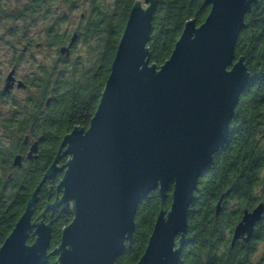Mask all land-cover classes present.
Returning <instances> with one entry per match:
<instances>
[{
	"label": "water",
	"instance_id": "95a60500",
	"mask_svg": "<svg viewBox=\"0 0 264 264\" xmlns=\"http://www.w3.org/2000/svg\"><path fill=\"white\" fill-rule=\"evenodd\" d=\"M257 3L204 0L210 7L205 21L186 22L161 66L151 63L148 47L159 1L134 3L95 115L88 128L76 126L63 138L0 248V264H47L52 256L57 264H116L132 244L139 206L156 190L160 213L136 264H179L199 180L228 143L236 108L252 79L245 58L236 56V46L245 17ZM76 40L74 35L61 53L69 55ZM13 74L5 92L13 88ZM37 151L35 143L28 158ZM62 158L68 159L60 166ZM22 165L23 156L18 155L14 166ZM61 173L57 189L62 195L47 204L43 216L62 208L70 211L72 221L51 250L53 223L34 221V208L42 186ZM171 186L172 202L165 209ZM223 199L217 203V216ZM263 214L264 203L244 211L232 246L253 238Z\"/></svg>",
	"mask_w": 264,
	"mask_h": 264
},
{
	"label": "trees",
	"instance_id": "16d2710c",
	"mask_svg": "<svg viewBox=\"0 0 264 264\" xmlns=\"http://www.w3.org/2000/svg\"><path fill=\"white\" fill-rule=\"evenodd\" d=\"M136 1L30 0L5 14L4 18L10 22L22 23L24 33L42 22H49L42 43L60 49L71 37L62 25L69 21L70 15L85 7L75 29L78 40L73 53L77 43H81L89 59L84 62L79 57L67 63L55 59L51 65L40 67L38 76L34 74L35 83L31 85L29 96L22 101L15 98L4 101L7 110L0 119V126L5 130L0 137V248L53 163L63 138L76 126L88 128ZM158 1L148 47L151 63L161 66L170 58L186 22L195 19L197 25H201L210 7L204 5V0ZM245 22L236 56L245 58L252 79L236 108L228 143L214 156L211 168L199 180L189 211V245L179 264H254L255 243L235 246L231 243L234 228L244 211L264 200L255 190L264 183V178L259 179L260 170L264 168V0H258L247 13ZM28 42L25 36L7 40L14 55ZM49 95H53V100L45 108ZM33 141L39 143L37 160L27 158ZM18 155L24 157L22 167L14 166ZM61 177L48 181L40 189L34 219L42 218L47 202L55 201L60 195L57 185ZM172 191L173 186L165 209L170 208ZM222 196L223 210L217 216L216 206ZM160 209L156 190L139 206L132 244L127 245L116 264H136L141 259ZM54 215L53 218L47 216V221H53L51 250L60 244L62 230L72 221L69 210L58 209ZM33 241L30 238L28 243ZM56 260L57 257L52 256L47 264H57Z\"/></svg>",
	"mask_w": 264,
	"mask_h": 264
},
{
	"label": "flooded vegetation",
	"instance_id": "af4514ba",
	"mask_svg": "<svg viewBox=\"0 0 264 264\" xmlns=\"http://www.w3.org/2000/svg\"><path fill=\"white\" fill-rule=\"evenodd\" d=\"M30 0H27V2L26 3H28ZM26 3H24V4H26ZM23 5V4H22ZM4 16H5V12H4V10H3V8H2V0H0V86H1V88H0V119H2L3 118V114H4V112H2V110H4L5 109V106H4V101L6 100V98H7V100H8V98L11 96V95H13V94H15L14 92L15 91H19V92H21V93H28L29 91L32 93V88H31V85H33L35 82L33 81L34 80V78L36 77V76H38V73H39V68L40 67H42V66H46V65H51L52 64V62H53V60H55L56 59V61L57 60H59V59H61L64 63H67L68 62V60H71V57L73 56V51H74V46H75V44H76V42H77V40H78V33H77V31H75V29H76V27H77V24H76V27H75V29L73 30V34H72V36L70 37V40L68 41V45L67 46H65V45H63V46H61L60 47V49H59V56L58 57H52V54H51V49L53 48V47H49V46H47L46 44H44V43H39V42H37V38H39L40 37V35H34L33 33L31 34V32L29 31V32H27V33H24V31H19V29H16V31H10L9 32V34H8V36H9V39H12V38H15V39H19V38H21L22 36H25L28 40H29V42H28V44L27 45H24V46H21V49L19 48V51L17 52V54L16 55H14V51L13 50H11L10 48V50L12 51V56H11V58L9 59V64H8V66H10L11 67V70L9 71V73L7 74V76H6V78H4V73H3V66H4V55H3V49H4V39H5V33L2 31V25H3V20L5 19L4 18ZM81 18H83V14L81 15ZM14 33L16 34L15 36H14ZM12 34H13V36H12ZM45 35V37H44V39L46 38V33H44ZM74 35H77V40H76V42L73 44V46L71 47V49H70V54L69 55H66V54H62L61 53V49L63 48V47H68L69 46V44H70V42H71V39H72V37L74 36ZM42 49H44L45 50V54H44V63L43 64H41V63H37V61H38V59H37V54H35L34 53V51H37V52H39V51H41ZM21 52V53H20ZM25 61H31L30 63H32V64H34L36 67H37V69H36V71H33L32 73H30V74H26V75H21L20 74V70H21V67H22V65L25 63ZM14 72V74H13V77H14V85H13V88L9 91V92H5V85H6V81H7V78H8V76H9V74L11 73V72ZM34 74H36V76L34 75ZM20 82H22L23 84H24V87H21V88H19V84H20ZM30 95V94H29ZM28 95V96H29ZM7 96V97H6ZM26 97V96H25ZM24 97V98H25ZM23 98V99H24ZM51 100H53V95H49V97H48V100H47V103H46V105H45V108H48L49 107V105H50V102H51ZM5 133V130L0 126V134H1V136L3 135ZM1 142V141H0ZM35 143H38V141H33L32 142V144H31V146L33 145V144H35ZM38 146H39V143H38ZM31 148V147H30ZM38 149H39V147H38ZM30 151V150H29ZM39 151V150H38ZM38 151H37V153L36 154H34V158H32V159H29L28 158V153H27V158L29 159V160H37L38 159ZM64 159H66V162H67V159L68 158H62L61 160H60V162H59V165L60 166H62V165H64L66 162H62ZM23 161H24V157H23ZM59 175H61L62 177H63V173H61V174H58L57 175V177L56 178H58V176ZM61 177V178H62ZM55 178V179H56ZM61 178L59 179V180H61ZM260 178H264V168H262L261 170H260V174H259V179ZM55 179H53V180H48V181H54ZM47 181V182H48ZM46 182V183H47ZM45 183V184H46ZM44 184V185H45ZM43 185V186H44ZM42 186V187H43ZM198 187H199V184H198ZM198 187H197V189H198ZM58 190V189H57ZM255 190H256V192L258 193V196H259V198H262V199H264V183L261 185V184H259V185H257L256 186V188H255ZM59 192V191H58ZM60 193V195L59 196H61L62 194H61V192H59ZM196 193H197V191L195 192V196H196ZM58 196V197H59ZM49 203H54V201L53 202H47V204H49ZM261 203H264V200H260V201H258V203L256 204V206L254 207V208H252L251 210H248L249 212H251L253 209H255L259 204H261ZM38 204V203H37ZM47 206V205H46ZM36 207V206H35ZM45 209H46V207H45ZM44 209V210H45ZM58 209H61L62 210V208H57V209H55V210H50V211H48L47 213H46V215L45 216H43V213H42V218H37V219H34V217H33V220L35 221V220H45V222L46 223H49V222H52L53 223V221H47V219H48V215L51 217V218H53L55 215L54 214H56V212H57V210ZM44 210H43V212H44ZM63 211V210H62ZM68 211V210H67ZM63 212H65V211H63ZM34 214H35V208H34ZM243 216V215H242ZM241 219H242V217H241ZM241 219H240V221H241ZM239 221V222H240ZM53 226V225H52ZM261 228L263 229L264 228V214H263V218H262V220L256 225V227H255V231H254V236H253V238L250 240V241H248V242H246V241H244L243 240V238L242 239H240V240H238V242L237 243H239V244H254L255 243V247H257V245L258 244H260V243H264V231H261ZM262 232V233H261ZM232 236H233V234H232ZM236 243V244H237ZM189 245V243L187 244V246ZM187 246L183 249V252L185 251V249L187 248ZM235 246V245H234ZM183 252H182V255H183ZM182 255H181V257H182ZM182 259V258H181ZM181 261V260H180ZM262 261V260H261ZM180 263V262H179ZM264 263V260H263V262L262 263H260V259H259V261H254V264H263Z\"/></svg>",
	"mask_w": 264,
	"mask_h": 264
},
{
	"label": "rangeland",
	"instance_id": "374dc122",
	"mask_svg": "<svg viewBox=\"0 0 264 264\" xmlns=\"http://www.w3.org/2000/svg\"><path fill=\"white\" fill-rule=\"evenodd\" d=\"M112 1V0H109ZM27 0H19V2H17V0H2V8L5 12V14L7 15L11 10H13L14 8L20 7L22 4L26 3ZM85 10V7L80 8L77 12H75L74 14L69 16V21H67L66 23H64L62 25V29L66 30L70 36H72L73 34V30L76 27V24L79 23L80 17L83 14ZM49 22H42L40 23L38 26L32 28L30 30L31 34L33 33L34 35H40L39 38H37V42L42 43L44 41V33L46 31V29H48L49 27ZM19 29V31H21L22 28V23H12L7 19L3 20V25H2V31L5 33V39H4V49H3V55H4V66H3V73H4V78H6L7 74L9 73V71L11 70V67L8 66L9 64V59L12 56V51L9 49V46L7 44V40L9 39V32L10 31H16V28ZM68 45V42L65 44V46ZM21 49V47H20ZM58 50L59 47H53L51 49V54L52 57H58ZM35 54H37V63H41L43 64L44 61V54H45V50L42 49L41 51L37 52L34 51ZM81 57V59H84V62H87L89 57L86 55L85 53V47L81 44V43H77L76 45V52L73 54V56L71 57L72 61H75L77 58ZM31 62V61H30ZM29 61H25V63L22 65L21 70H20V74L26 75V74H30L33 71H36L37 67L30 63ZM1 88V86H0ZM15 94L11 95L8 99L9 101L13 100V98L17 99V100H23V98L26 96H28L31 92L29 91L28 93H21L19 91H15ZM7 108L5 107L4 110H2V112H4V114L6 113ZM1 137V134H0ZM260 259V263L263 262L264 260V243H260L257 245L256 250H255V254L253 256V262L254 261H259ZM262 260V261H261ZM264 264V263H263Z\"/></svg>",
	"mask_w": 264,
	"mask_h": 264
}]
</instances>
